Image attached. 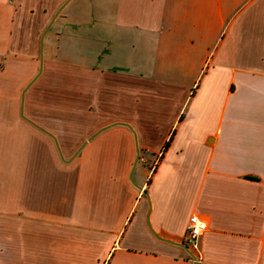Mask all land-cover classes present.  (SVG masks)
I'll return each mask as SVG.
<instances>
[{
	"label": "crops",
	"instance_id": "obj_1",
	"mask_svg": "<svg viewBox=\"0 0 264 264\" xmlns=\"http://www.w3.org/2000/svg\"><path fill=\"white\" fill-rule=\"evenodd\" d=\"M51 17L43 34L91 47L64 66L124 77L121 112L68 158L77 125L42 119L35 79L10 105L28 164L19 206L0 204V264H264V0H0V57Z\"/></svg>",
	"mask_w": 264,
	"mask_h": 264
},
{
	"label": "rangeland",
	"instance_id": "obj_2",
	"mask_svg": "<svg viewBox=\"0 0 264 264\" xmlns=\"http://www.w3.org/2000/svg\"><path fill=\"white\" fill-rule=\"evenodd\" d=\"M51 19L52 17L47 18L44 22L39 21L37 23L39 29L36 33H21V45L11 47L4 56L0 57V204L8 205L12 202L19 206L21 203L20 199L13 200L10 199V196L13 194L14 198L17 197V190L21 185V174L25 172L22 166H27L28 162L16 160L21 158L19 151H22L24 144L21 140L14 141L13 136L7 134L16 119L8 109L10 105L15 104L20 107L21 95L23 92L25 93L34 79L35 82L29 92L30 103L51 109L48 115H40L42 119L54 123L61 120L77 125L76 131L68 130L60 135L59 141L57 140L63 156L68 155V158L73 157L82 143L91 138L99 129L114 124L110 116L121 112L119 109H121L120 103L124 96V88L117 82H122L121 78L124 77L111 74L99 76L88 67L64 66L68 65L65 63L66 61H62L64 58L77 59L81 54L91 57V54L86 51L91 47L86 43L87 40H82V38H86L84 36H79V39H76L61 33L59 38H56L52 32L55 31L54 29L44 34L41 45L42 71L38 76L40 39ZM13 35L18 36L19 33H13ZM30 39L32 45L26 48ZM17 77L23 78L19 86L16 81ZM101 80H103V84ZM179 92L182 96V92ZM25 102L26 97L24 96L23 104ZM150 104H152L151 100H143V106L139 109L141 115L148 114V110L152 111V114L161 110L150 106ZM167 110L169 111L167 108L165 112ZM57 111H60L61 114L58 115ZM126 111H128L127 108ZM154 115L159 117V114L152 116ZM22 118L27 119L24 116ZM166 118L169 119L168 115ZM49 133L54 135L53 130ZM54 137L56 138L55 135ZM13 142L17 143L14 150L10 146ZM53 147L55 155L59 156L55 146ZM146 154L148 153L140 151V157H144ZM60 157L61 160L64 159L62 156ZM161 158L160 152L152 155L150 161L152 168Z\"/></svg>",
	"mask_w": 264,
	"mask_h": 264
},
{
	"label": "built area",
	"instance_id": "obj_3",
	"mask_svg": "<svg viewBox=\"0 0 264 264\" xmlns=\"http://www.w3.org/2000/svg\"><path fill=\"white\" fill-rule=\"evenodd\" d=\"M207 227V221L203 217L197 213L191 214L185 228V244L198 252V243Z\"/></svg>",
	"mask_w": 264,
	"mask_h": 264
},
{
	"label": "water",
	"instance_id": "obj_4",
	"mask_svg": "<svg viewBox=\"0 0 264 264\" xmlns=\"http://www.w3.org/2000/svg\"><path fill=\"white\" fill-rule=\"evenodd\" d=\"M43 37H44V34L42 35V37L40 39V45H39V48H40V62H39V73H38V76L40 75V73L42 71L43 58H42V46L41 45H42ZM21 105L23 106V95L21 96ZM20 114L23 117L22 112H20ZM58 152H59L60 156H62L59 149H58Z\"/></svg>",
	"mask_w": 264,
	"mask_h": 264
},
{
	"label": "trees",
	"instance_id": "obj_5",
	"mask_svg": "<svg viewBox=\"0 0 264 264\" xmlns=\"http://www.w3.org/2000/svg\"><path fill=\"white\" fill-rule=\"evenodd\" d=\"M168 146H170V142H166V143H165V145H164L163 148H162V151H165V149L168 148ZM248 179L251 180V181L256 180V179L253 178V177H249Z\"/></svg>",
	"mask_w": 264,
	"mask_h": 264
}]
</instances>
